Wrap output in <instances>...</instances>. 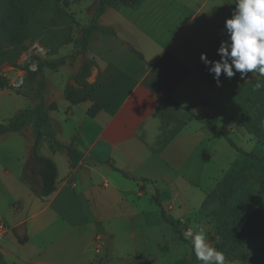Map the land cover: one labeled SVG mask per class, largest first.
I'll return each instance as SVG.
<instances>
[{
	"label": "crops",
	"instance_id": "1",
	"mask_svg": "<svg viewBox=\"0 0 264 264\" xmlns=\"http://www.w3.org/2000/svg\"><path fill=\"white\" fill-rule=\"evenodd\" d=\"M235 8V0H142L133 7H108L99 18L107 31L95 34L96 49L87 52L98 65L99 84L91 99L78 104L64 96L74 72H65L56 96L46 73L49 68L44 70L45 102L57 104L49 111L56 139L79 154L71 165L68 147L55 150L48 139L41 142H47L51 152L39 148L40 153L57 167L56 189L47 197L37 195L24 181L25 163L15 173L28 185L31 205L0 243L5 264H17L13 257L25 264H94L93 253H100L105 244L109 248L116 238V219L128 217L123 229L133 242L137 226L143 224L144 239L146 213L139 201L146 192L168 197L172 211L174 201L185 200L183 191L200 188L212 175L217 179L210 191L215 188L241 157L240 152L236 159L227 156L229 151L219 147V141L235 133L249 134L239 120L243 113H255L250 95L264 80L258 72L245 79L236 72L232 78L222 74L218 85L201 59L202 54L211 61L220 59L221 44H230L225 22ZM30 98L33 107L36 100ZM57 98L66 100L64 113ZM93 104L101 109L90 116ZM59 154L65 157L61 170L55 160ZM29 177L37 175L29 172ZM101 222L108 224L109 234H101ZM22 223L28 237L24 243L16 233ZM117 262L123 264L119 258Z\"/></svg>",
	"mask_w": 264,
	"mask_h": 264
},
{
	"label": "rangeland",
	"instance_id": "2",
	"mask_svg": "<svg viewBox=\"0 0 264 264\" xmlns=\"http://www.w3.org/2000/svg\"><path fill=\"white\" fill-rule=\"evenodd\" d=\"M10 1L0 0V76L6 78L15 89L0 88V122H8L18 111L33 105L30 96L33 97L35 94L38 78L32 75V71L36 69L37 62L47 58L57 60L74 51L72 40L78 37L82 29L92 20L90 18L91 7L95 3V0H67V4L64 3L65 0H48L52 6L42 4V8L35 9L34 14L30 16V36L22 46L16 47L11 45L6 38L3 19V12ZM16 2L19 1L16 0ZM95 49L96 40L94 39L90 41L88 51ZM75 62V60L69 59V64L59 71L46 70L47 76L54 83L56 96L61 94L60 85L66 78L65 72H75L78 64L79 68L80 61L78 64ZM19 81L21 84L17 85ZM56 101L60 104L61 113H64L62 103L66 100L57 98ZM55 117L59 116L55 115ZM246 135L243 137L235 133L230 137L244 150H255L264 155V146L259 147L252 136L247 138L249 134ZM31 140L30 130L10 131L0 135V212L8 226H11L18 216L28 211L31 205L28 185L15 177V173H19L27 160ZM41 145L43 146H40V151L50 154L51 150L47 142H43ZM219 147L229 151L227 156L232 155L235 159L239 154L226 138L220 139ZM55 157L61 170L65 164V157L60 154ZM249 162L254 161L243 156L240 157L241 164ZM229 166H224V169L227 170ZM7 170L11 173H8ZM222 175L220 171L216 172L218 178H221ZM215 178L212 175L211 179L202 183L200 188L193 187L191 191H183L182 194L187 205L183 207L184 201L182 202V200L174 201L175 208L172 211L170 210L172 201L168 197L160 199L157 191L146 192L139 201L146 213L144 239L143 231H141L143 224L137 226L139 228L137 239L133 242L131 234L123 229L125 225H128L125 222L128 217L118 218L115 220V224L112 223V230L116 231L114 232L116 238L111 240L109 248L106 247V244L102 248L97 246L101 250L98 254L93 253L94 264H101L102 260H104L102 264H116L118 258L123 261V264H203L202 261L196 259L191 247L180 239L177 229L163 218L160 206L156 204L154 198L160 199L168 217L175 220L181 218L180 227L184 234L189 229L198 232L202 228L206 234L207 242L218 250L217 247L222 240L211 220L216 205L203 206L204 196L213 188ZM137 181L141 180L137 179ZM31 186L36 189L40 188L41 180L38 175L36 179L32 180ZM17 205L19 207L13 209ZM106 222L99 224L100 232L103 235L110 233V227L108 228ZM118 228L122 230L118 232ZM10 236L15 237V233L11 232ZM113 245L114 247H112ZM135 246L140 250L137 251ZM12 259L17 264H25L15 257ZM105 261L106 263H104ZM254 261H240L225 256V264H257ZM117 264L122 263L117 262Z\"/></svg>",
	"mask_w": 264,
	"mask_h": 264
},
{
	"label": "trees",
	"instance_id": "3",
	"mask_svg": "<svg viewBox=\"0 0 264 264\" xmlns=\"http://www.w3.org/2000/svg\"><path fill=\"white\" fill-rule=\"evenodd\" d=\"M11 0L3 12L5 22V34L8 42L16 47L22 46L29 38L30 16L34 14L36 8L52 6L48 0ZM59 1V0H55ZM142 0H96L93 17L90 23L84 27L80 35L74 38V51L57 60L50 58L39 60L32 75L38 78L36 91L33 98L36 104L18 111L8 122H0V135L10 131H31L32 140L28 148L27 160L24 164L23 179L31 185L32 178L29 172H35L40 177V188L33 190L40 197L51 195L56 189L57 167L55 162L39 151L40 144L44 139L50 141L53 149H64L68 147L71 156V165L76 162L77 153L72 145L67 146L59 142L55 136V128L49 115L50 110L57 108L55 102L49 105L45 102L44 90L47 85L44 70H58L65 65L69 59L80 61V66L72 73L64 88V96L72 104L87 101L99 84V75L94 82H89L88 77L92 70L98 67L97 63L87 56L88 45L99 31H107L99 23L101 14L110 6L133 7ZM64 3H68L67 0ZM13 64H15L13 62ZM16 66V65H15ZM260 87H257V85ZM250 95V102L255 106V113H243L239 123L257 141L258 146H264V80L259 81ZM0 88H15L8 80L0 76ZM101 107L93 104L88 109L90 116H95ZM227 137V133L223 131ZM231 146L240 152L241 156L249 158V163H240L237 160L227 171L224 177L217 183L215 188L207 192L203 201V206L216 205L212 223L221 243L218 250L225 256L240 261L264 263V155L257 151H245L240 148L231 138L227 137ZM128 176L127 173H123ZM137 180V178H134ZM146 180V179H143ZM160 206V212L166 222L172 224L179 234L181 240L186 242L195 255L194 249L188 238L185 237L181 229V220H175L166 215V211L159 198H154ZM27 235L18 237L20 243L27 240ZM0 264H5L0 254ZM254 264V263H253Z\"/></svg>",
	"mask_w": 264,
	"mask_h": 264
},
{
	"label": "clouds",
	"instance_id": "4",
	"mask_svg": "<svg viewBox=\"0 0 264 264\" xmlns=\"http://www.w3.org/2000/svg\"><path fill=\"white\" fill-rule=\"evenodd\" d=\"M235 4L232 17L225 22L230 44H221L219 60L211 61L206 54L201 56L218 85L222 74L232 78L239 72L241 79L253 72L264 76V0H235ZM185 237L190 240L197 260L203 264H225L223 252L211 247L202 228L198 232L189 229Z\"/></svg>",
	"mask_w": 264,
	"mask_h": 264
},
{
	"label": "water",
	"instance_id": "5",
	"mask_svg": "<svg viewBox=\"0 0 264 264\" xmlns=\"http://www.w3.org/2000/svg\"><path fill=\"white\" fill-rule=\"evenodd\" d=\"M98 72H99L98 67H95L92 70L91 75L88 77V81L91 83L96 81ZM16 233H17L18 237H24L26 235L25 223H22L16 227Z\"/></svg>",
	"mask_w": 264,
	"mask_h": 264
},
{
	"label": "built area",
	"instance_id": "6",
	"mask_svg": "<svg viewBox=\"0 0 264 264\" xmlns=\"http://www.w3.org/2000/svg\"><path fill=\"white\" fill-rule=\"evenodd\" d=\"M21 81L17 83V85H20ZM9 226L7 225L4 216L0 212V243L1 241L6 237V235L9 233Z\"/></svg>",
	"mask_w": 264,
	"mask_h": 264
}]
</instances>
